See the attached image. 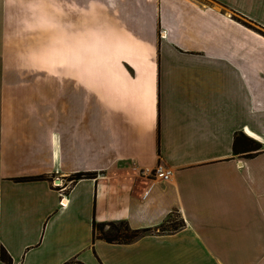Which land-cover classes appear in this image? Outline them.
<instances>
[{
  "label": "crops",
  "instance_id": "obj_1",
  "mask_svg": "<svg viewBox=\"0 0 264 264\" xmlns=\"http://www.w3.org/2000/svg\"><path fill=\"white\" fill-rule=\"evenodd\" d=\"M263 30L264 0H0V264L2 247L13 264H264ZM240 132L261 149L235 152ZM172 214L127 242L94 231Z\"/></svg>",
  "mask_w": 264,
  "mask_h": 264
},
{
  "label": "trees",
  "instance_id": "obj_2",
  "mask_svg": "<svg viewBox=\"0 0 264 264\" xmlns=\"http://www.w3.org/2000/svg\"><path fill=\"white\" fill-rule=\"evenodd\" d=\"M245 23H248L250 26H253L247 21H244ZM255 27V26H254ZM262 147V143L252 136H249L248 134L244 132L237 133L235 135L234 139V151L240 152V151H247V155H253L258 150H260ZM84 176H95V172H86V171H80L76 172L74 174L75 178L84 177ZM33 176H21L19 179H30ZM182 223L174 224L170 229H175L179 227ZM97 226H110L111 229L103 233V235H97L96 234V227ZM155 229H169L168 227H165L164 224L160 225L158 228H151V227H138L134 228L132 227L129 222L125 219L121 220H111V221H104V222H97L94 221V231L95 235L99 237H103L109 241H131L135 239L136 237L143 235L147 233L148 231H152ZM1 257L3 260H5L8 264H13V258L11 254L7 251L5 247H2L1 249Z\"/></svg>",
  "mask_w": 264,
  "mask_h": 264
},
{
  "label": "rangeland",
  "instance_id": "obj_3",
  "mask_svg": "<svg viewBox=\"0 0 264 264\" xmlns=\"http://www.w3.org/2000/svg\"><path fill=\"white\" fill-rule=\"evenodd\" d=\"M239 18L240 19H243L242 17H240L239 16ZM243 20H245V19H243ZM245 21H247V20H245ZM247 22H249V21H247ZM250 24H252L253 26H256L255 24H253L252 22H249ZM257 27V26H256ZM259 27V26H258ZM264 31V30H263ZM254 138V137H253ZM257 140V139H256ZM55 182V184H60V182H56V181H54ZM179 223H182V220L179 218V216L177 215V214H172L170 217H169V219L168 220H166V222L165 223H163L164 224V226L165 227H168V228H170V227H172V225H176V224H179ZM109 229H111V227L110 226H97L96 227V234L97 235H103V233H105L106 231H108Z\"/></svg>",
  "mask_w": 264,
  "mask_h": 264
},
{
  "label": "built area",
  "instance_id": "obj_4",
  "mask_svg": "<svg viewBox=\"0 0 264 264\" xmlns=\"http://www.w3.org/2000/svg\"><path fill=\"white\" fill-rule=\"evenodd\" d=\"M152 173L156 177H160L162 179H169L173 176V169L171 167L165 166L163 163H159L155 168H153Z\"/></svg>",
  "mask_w": 264,
  "mask_h": 264
}]
</instances>
